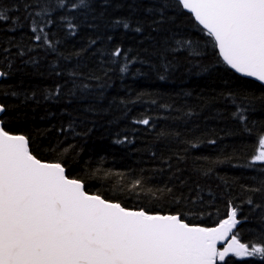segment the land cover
Instances as JSON below:
<instances>
[{"label": "snow or ice", "instance_id": "1", "mask_svg": "<svg viewBox=\"0 0 264 264\" xmlns=\"http://www.w3.org/2000/svg\"><path fill=\"white\" fill-rule=\"evenodd\" d=\"M96 3L97 0H0V33L7 37L0 43V78L7 80L23 72L19 65L39 67V58L33 53L40 50L55 57L56 62L48 65L50 76H67L64 85L56 83L54 91L41 92L43 100H58L69 84L65 95L74 97L90 86L78 82L81 76L78 64L71 68L62 65V61L71 60V54L59 51L62 41L57 33L64 31L71 36L81 29L97 33L95 39L90 37L74 53L79 57L104 39L106 30L122 27L142 36L138 45L144 46L132 59L128 58L132 49L125 51L122 45L107 51L98 49L94 55L101 57L100 70L104 75L108 74L104 70L106 63L118 65L119 72L124 74L138 61L159 71L163 80L165 74L178 70L175 61L179 54H184L191 63L211 53L214 57L211 67L220 65L226 73L232 70L264 85V0H132L126 16L106 21L105 11L97 13ZM107 6L100 4L101 9ZM183 16L206 39L194 44L189 39L177 38L172 26ZM101 28L105 31L101 32ZM16 33L20 34V40L15 39ZM25 36L28 43L24 42ZM106 39L110 42L113 37L107 35ZM141 53L144 59H140ZM196 67L201 65L197 63ZM203 70L207 71L208 66ZM89 78L100 79L91 75ZM0 97L5 101L0 102L3 117L0 118V264H231L226 259L229 256L264 260V179L258 187L242 186L244 192L252 194L243 203L252 212L260 211L261 222L258 234L261 242H244L234 232L243 222L237 218L239 206L229 199L226 218L219 219L214 227L201 226L194 221L203 215L206 205H211L199 184L189 186L179 177L178 182L170 176L167 182L152 185L151 178L141 172L126 186L113 185L111 198L102 195L99 189L91 191L83 175L68 174L71 145L65 148L63 141L50 142L42 157L33 150L34 137L11 130V122L21 119L17 109L27 101L40 102L36 92L28 95L18 85L5 84L0 86ZM8 97L17 102H9ZM220 97L226 105L234 107L233 118L246 125L244 113L251 107L249 97L232 91L221 92ZM67 115L70 117L67 126L62 124L57 133L65 138L86 135L76 129L78 118L71 113ZM133 123L148 126L150 118ZM160 135L168 133L162 131ZM116 143L122 141L117 139ZM185 143L192 148L198 146L190 141ZM183 159L177 156L178 161ZM170 160L171 157L161 159V173L165 171L163 165L171 170ZM257 162L261 165L259 171L264 173V134L258 136L254 154L245 167L253 168ZM98 171L99 168L85 175L95 176ZM108 175L106 172L105 176ZM256 194L262 202H255ZM133 196L168 211L127 207L119 198ZM208 196L215 200L211 192ZM218 243H223L222 249Z\"/></svg>", "mask_w": 264, "mask_h": 264}, {"label": "trees", "instance_id": "2", "mask_svg": "<svg viewBox=\"0 0 264 264\" xmlns=\"http://www.w3.org/2000/svg\"><path fill=\"white\" fill-rule=\"evenodd\" d=\"M131 2L132 0H97L95 8L97 13L105 11L106 21L126 16L129 12L127 5ZM101 3L108 6L101 9ZM117 4L122 6L116 7ZM103 22L101 21L102 24ZM172 27L177 38L189 39L194 44L206 39L202 37V33L192 28L187 16L179 17ZM23 31L27 33V29ZM104 31L101 28V32ZM96 34L88 29H81L78 34L71 36H66L64 31L57 33V38L62 41L59 51L64 55L71 54V60L62 61V65L71 68L78 64L81 73L77 78L78 82L90 86L74 97L65 95L69 84L62 89L58 100H43L41 92L46 89L54 91L56 83L64 85L67 76H50L48 65L56 62L55 57L40 50L33 53L39 58V67L19 65L24 69L23 72L7 80L0 79V86L18 85L19 90L28 95L35 91L40 101H27L17 109L21 119L11 122V130L34 137L36 143L33 150L42 157L44 148L50 142L55 144L63 141L65 148L71 145L67 156L68 174L80 173L91 191L99 189L105 197L113 196V185L126 186L141 172L144 177L151 178L152 185L163 184L170 176L176 182L177 177L186 180L189 186L199 184L211 206L206 205V211L202 216L198 215L195 223L204 227L215 226L219 219L226 218L227 202L231 199L239 206L237 216L243 221L236 228L239 238L244 242H261L258 239L261 231L260 211L252 212L250 206L243 203L252 194L244 192L242 186L258 187L259 181L264 179V173L259 171V163L253 168L245 167L254 154L258 136L264 134V86L231 70L226 73L220 65L211 67L214 62L211 53L191 63L184 54H179L175 61L178 70L165 74L166 78L163 80L159 78V71L150 69L148 63L141 64L138 61L131 64L130 70L124 74L119 72L118 65L106 63L104 70L108 74L104 75L100 70L101 57L94 55L98 49L107 51L116 45H122L125 51L132 49L128 57L132 59L144 46L138 45L143 37L133 31H125L122 27L108 29L104 39L97 41L94 47L79 57L74 55L88 43L90 37L95 39ZM107 35H111L113 40L107 41ZM5 39L7 37L0 33V43ZM15 39H21L19 33L15 34ZM24 42L28 43L27 36L24 37ZM144 58L141 53L140 59ZM152 62L157 65L159 63L155 60ZM197 63L201 67H196ZM205 66H208L207 71L203 70ZM90 75L100 79H90ZM228 91L247 95L251 100V107L244 113L246 125L234 119V107L222 101L220 93ZM7 100L17 102L12 97ZM0 102H5L4 98L0 97ZM189 112L191 115H188ZM67 113L78 118L76 129L87 133L86 135H69L65 138L57 133L56 129L62 124L67 126L70 119ZM145 117L150 118L148 126L133 123L134 120ZM0 118H3L2 114ZM162 131L168 135L161 136ZM117 139L122 143H116ZM210 140L215 143H209ZM185 141L198 146L192 148ZM37 145L41 147L37 149ZM177 156L184 159L178 161ZM169 157L171 170H168V165H163L165 171L161 173V159ZM98 168L100 171L95 176L85 175ZM208 168H211L210 172ZM177 169L182 171L177 172ZM106 172L110 175L105 176ZM209 192L215 196V200L208 196ZM119 198L127 207L144 206L149 211H168L166 207L161 209L146 201H138L134 196ZM254 200L262 202L258 194L254 196ZM227 260L231 264H264L262 259L237 261L230 257Z\"/></svg>", "mask_w": 264, "mask_h": 264}, {"label": "water", "instance_id": "3", "mask_svg": "<svg viewBox=\"0 0 264 264\" xmlns=\"http://www.w3.org/2000/svg\"><path fill=\"white\" fill-rule=\"evenodd\" d=\"M231 71H232V70H231ZM232 72H234V71H232ZM234 73H235V72H234ZM235 74H237V75H239V76H241V77H243V78L250 79V80L255 81V82H257V83L260 84V82H259V81H256L253 77H245V76H242V75L239 74V73H235ZM262 86H264V85H262ZM0 115H1V114H0Z\"/></svg>", "mask_w": 264, "mask_h": 264}]
</instances>
